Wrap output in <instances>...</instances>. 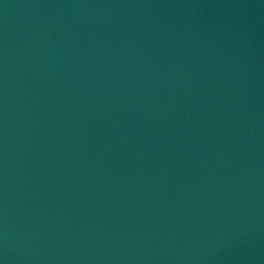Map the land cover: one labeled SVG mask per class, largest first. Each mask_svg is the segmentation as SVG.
Returning <instances> with one entry per match:
<instances>
[{"label": "water", "instance_id": "95a60500", "mask_svg": "<svg viewBox=\"0 0 264 264\" xmlns=\"http://www.w3.org/2000/svg\"><path fill=\"white\" fill-rule=\"evenodd\" d=\"M0 264H264V0H0Z\"/></svg>", "mask_w": 264, "mask_h": 264}]
</instances>
